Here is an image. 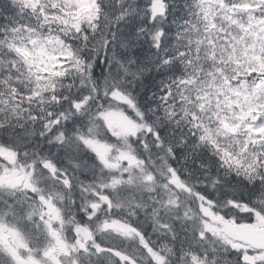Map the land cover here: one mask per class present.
<instances>
[{
	"label": "snow or ice",
	"instance_id": "snow-or-ice-1",
	"mask_svg": "<svg viewBox=\"0 0 264 264\" xmlns=\"http://www.w3.org/2000/svg\"><path fill=\"white\" fill-rule=\"evenodd\" d=\"M10 5L17 12L0 37L8 49V59L0 60L6 90L0 112L26 113L31 131L26 123L9 125L20 131L0 138V149L14 158L12 164L0 156V176L17 177L0 188H23L24 200L4 202L5 215L31 224L35 235L18 224L8 227L0 217V232L11 237H0V264H173L174 255L185 256V264H206L197 242L210 239L221 244L213 252L222 253L224 264H264V0H194L191 8L185 5L189 11L176 28V43L169 37L176 25L169 0H92L87 13L74 0H10ZM242 11L246 24L236 18ZM134 20L139 23L131 35L121 38L120 30ZM218 20L242 34H230ZM118 40L126 54L147 42L157 71L164 69L169 78L161 101L170 107L178 101L183 115H170L179 116L177 124L191 123L187 139L166 140L134 101L125 78L139 79L145 69L132 71L135 55L116 59ZM206 84L215 91L206 92ZM210 95L216 97V110L208 117L215 128L201 118L208 109L200 101ZM184 101L194 103L191 112ZM122 105L135 113L130 134L111 119ZM32 136L59 145L57 157L30 158L26 145ZM221 136L239 138L237 148L222 145ZM179 144L210 147L213 163L258 192L250 198L213 195L206 185H191L176 166ZM145 151H156L151 167ZM89 172H98L103 181L94 184ZM44 181L51 186L42 187ZM222 183L217 177L213 188ZM137 189L159 192L151 207L152 231L177 245L151 241L138 224L112 216L126 206L122 193ZM76 190L79 203L72 197ZM135 207L148 214L144 205ZM65 225L71 240L63 235ZM246 228L255 234H234Z\"/></svg>",
	"mask_w": 264,
	"mask_h": 264
},
{
	"label": "trees",
	"instance_id": "trees-1",
	"mask_svg": "<svg viewBox=\"0 0 264 264\" xmlns=\"http://www.w3.org/2000/svg\"><path fill=\"white\" fill-rule=\"evenodd\" d=\"M182 3V2H181ZM90 12V11H85V13ZM178 12H181L180 9H176V14H178ZM237 19H240L243 23H247V16L244 15L243 13H240L239 16L236 17ZM27 22V21H25ZM37 22V21H36ZM36 22H32V25H36ZM139 21L134 20L132 24H128L125 25V27L123 29L120 30L121 33V38L123 37H128L131 35L132 30H133V24L137 23ZM183 22V21H182ZM217 23H222L224 28H227L230 34H242L239 33V30L235 27H229L227 22H221V21H217ZM3 26V25H0ZM127 27V28H126ZM176 25L172 26V31L176 33ZM220 36H222V33L218 34ZM175 36V34L173 35ZM171 38V36H170ZM173 41V43H176V40L171 39ZM119 45V40L117 41V47L115 49V53H116V59H120L121 57H124L125 55L131 56V55H135L137 61H138V65L136 64L135 66H132V71H136L137 66L139 69L143 68L145 69L144 71L140 72V79L142 80V85H140L139 87L136 88V99L139 102H153L156 98L159 97L160 95V89L165 87V81H166V77L164 74L165 71H157V67L153 66V70H151V61L153 60V58L155 57L153 51L151 50V48L148 46L147 42H142V46L146 49H148L147 51L149 52V54H145L144 52L140 51V47L128 52L127 54L124 53V51L118 46ZM85 55H87V52H85ZM127 66V65H126ZM114 73L116 72L113 71ZM121 76H123V73H120ZM159 76V77H158ZM133 76L129 75L128 77H126V85L129 86V88H133L134 85L138 82L136 81V78H132ZM150 77H154V82H153V88H150L148 86L149 83V79ZM161 81H163V85L161 84ZM123 82V81H122ZM165 85V86H164ZM215 91V89H214ZM73 92L75 93V90H73ZM133 92V91H132ZM216 99L215 102L213 104H211L209 107H207L206 109H208L207 112L201 113V117L203 120H205L206 116L209 115L208 113L215 111L216 110ZM183 122L188 126L189 125V121L187 119H182ZM171 135H173V133H171ZM178 136V135H177ZM181 136V135H180ZM227 138L225 136H221L219 139H224ZM231 144V143H230ZM234 148H237V145H235V143L232 144ZM188 156H189V152H187ZM198 159L201 162V167L205 168V167H211L212 169V174L216 175V177H218L221 181H223L222 184L216 185L215 188H213V181L214 179L211 177L209 179V187L211 189H224L223 191H218L217 194L218 195H227L228 194V190L229 189H237V192L239 195H243L244 197H247L249 195V193L252 191L249 187L246 186V181L243 180L242 177H237L235 176L233 173L227 172L226 169L224 168H220L218 167V162L213 163V161H215V157L212 155V152L210 153H204V150L198 155Z\"/></svg>",
	"mask_w": 264,
	"mask_h": 264
},
{
	"label": "flooded vegetation",
	"instance_id": "flooded-vegetation-1",
	"mask_svg": "<svg viewBox=\"0 0 264 264\" xmlns=\"http://www.w3.org/2000/svg\"><path fill=\"white\" fill-rule=\"evenodd\" d=\"M138 203H134L133 205H136ZM142 204L144 206L151 207L153 204L150 203H139ZM131 212H135L136 215H131V217H116L118 219L121 220V222L127 221L131 224H138L141 228H143L144 230L148 231V235H149V239L151 241L157 242V243H168L169 246H174L177 245L178 242L177 241H172L171 239H167L165 240L163 237H161V235L159 233L153 232L152 229L154 227V221L152 219V216H150V214L148 213L147 215L145 214V208H139L137 209L136 207L132 208ZM130 212V213H131ZM138 215H142L140 217H138ZM177 232L180 233L179 239L182 241L184 239V233L180 232V228L179 225L177 226ZM241 232L244 233H248V234H255V229L252 228H246L243 230H234V234H241ZM63 235L67 236L68 240H71L72 237L71 235H69L68 233H63ZM107 239H111V237H107ZM176 243V244H175ZM199 245V249L201 252V255L206 256V264H213V261H215V264H224L223 258H222V253L217 251V252H213V248L216 249H220L221 248V244L217 241H213V240H209L206 242H203L202 244H199V242H197ZM188 250V245H185V251ZM170 259L173 261V264H185L186 261V257L183 255H180V257L178 258L177 256H172L170 257ZM180 260V261H179Z\"/></svg>",
	"mask_w": 264,
	"mask_h": 264
},
{
	"label": "rangeland",
	"instance_id": "rangeland-1",
	"mask_svg": "<svg viewBox=\"0 0 264 264\" xmlns=\"http://www.w3.org/2000/svg\"><path fill=\"white\" fill-rule=\"evenodd\" d=\"M148 49H146V48H144V47H140V51L141 52H144L145 54H149V52L147 51ZM0 97H1V95H0ZM135 114V113H134ZM111 119L113 120V122L120 128V130L122 131L124 128H125V126H122L121 125V122H120V119H119V117H111ZM41 186L42 187H46V188H48V187H50L51 186V182L50 181H44V182H42V184H41ZM135 192H142L141 190H133V191H128L127 192V195H134V193ZM145 192V191H144ZM153 201L155 200V198H153L152 199Z\"/></svg>",
	"mask_w": 264,
	"mask_h": 264
},
{
	"label": "clouds",
	"instance_id": "clouds-1",
	"mask_svg": "<svg viewBox=\"0 0 264 264\" xmlns=\"http://www.w3.org/2000/svg\"><path fill=\"white\" fill-rule=\"evenodd\" d=\"M116 70V66L114 65L113 66V71ZM126 88H128L130 91H133L134 92V88H129V86L125 85ZM138 105H139V101H138ZM141 106L142 110H144L145 114H146V117L147 118H150V112H149V109L147 108H144L142 105H139ZM247 187H249L252 191L249 193V195L246 197V198H250L251 196L255 195L257 192H258V188L256 187H253L251 185H247Z\"/></svg>",
	"mask_w": 264,
	"mask_h": 264
},
{
	"label": "bare ground",
	"instance_id": "bare-ground-1",
	"mask_svg": "<svg viewBox=\"0 0 264 264\" xmlns=\"http://www.w3.org/2000/svg\"><path fill=\"white\" fill-rule=\"evenodd\" d=\"M175 242V241H174ZM176 244V243H175ZM175 256V255H174ZM176 257V256H175ZM180 257V256H179ZM180 261V260H179Z\"/></svg>",
	"mask_w": 264,
	"mask_h": 264
}]
</instances>
